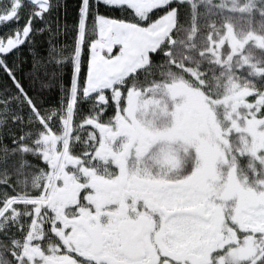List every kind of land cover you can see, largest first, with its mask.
Masks as SVG:
<instances>
[{"label":"snow or ice","instance_id":"6c2138e0","mask_svg":"<svg viewBox=\"0 0 264 264\" xmlns=\"http://www.w3.org/2000/svg\"><path fill=\"white\" fill-rule=\"evenodd\" d=\"M0 264H264V0H0Z\"/></svg>","mask_w":264,"mask_h":264}]
</instances>
